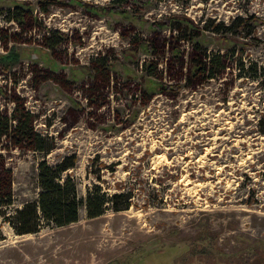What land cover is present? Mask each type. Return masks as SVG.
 <instances>
[{
    "label": "rangeland",
    "instance_id": "374dc122",
    "mask_svg": "<svg viewBox=\"0 0 264 264\" xmlns=\"http://www.w3.org/2000/svg\"><path fill=\"white\" fill-rule=\"evenodd\" d=\"M40 1L0 0L2 35L21 38L0 42V113L22 103L56 140L49 154L0 146L14 198L0 210V264H252L264 246V0ZM16 6L32 14L22 26L6 20ZM195 44L226 69L187 86ZM71 154L80 198L99 184L133 205L95 218L82 206L76 223L17 234L5 217L38 197L40 162Z\"/></svg>",
    "mask_w": 264,
    "mask_h": 264
},
{
    "label": "trees",
    "instance_id": "16d2710c",
    "mask_svg": "<svg viewBox=\"0 0 264 264\" xmlns=\"http://www.w3.org/2000/svg\"><path fill=\"white\" fill-rule=\"evenodd\" d=\"M58 0H47L40 3L52 4ZM43 12H48V7L40 4ZM6 20L8 22H18L22 26L31 11L21 6L9 9ZM239 27L246 28V20L238 19ZM231 28V27H229ZM21 33H25L30 28H24ZM215 32H222L221 26H217ZM6 33V32H2ZM0 30V42L3 39H14L19 41L21 38L15 34L2 35ZM20 33V34H21ZM45 45L54 48L51 36H44ZM200 50V53H199ZM192 65L194 72L189 78L187 86H194L201 80L220 77L224 74L226 65L224 64V54L220 52L207 53L199 44L193 45ZM192 69H190V73ZM196 78L197 81H191ZM35 116L26 111L22 103L14 109L11 117L0 113V146H4L5 141H9L14 147L24 148L35 152L49 154L56 148L55 137L46 136L38 132L34 125ZM264 133V129H261ZM77 155L71 154L63 157L57 164L51 165L47 160H42L39 164L38 187L39 193L35 200L25 202L20 208H16L13 213L7 215L5 220L14 228L17 234L37 233L45 223L56 226H67L76 223L80 219V208L85 206L87 216L95 218L103 215L106 209L114 211L127 210L133 205L132 192L119 190V192L109 193L103 191L99 184H94L85 199L78 196L77 183L75 178L69 173L77 163ZM97 178H101L98 176ZM12 171L4 165V156L0 155V210L2 207L10 206L14 203L12 188ZM2 212V211H1ZM6 215L5 213H2ZM3 235L0 232V239ZM261 253L256 255L259 250H254V262L252 264H264V246L259 247ZM202 252H204L202 250Z\"/></svg>",
    "mask_w": 264,
    "mask_h": 264
}]
</instances>
